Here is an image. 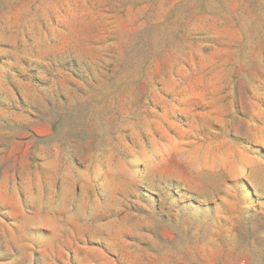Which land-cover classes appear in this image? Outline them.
<instances>
[{
	"label": "rangeland",
	"instance_id": "rangeland-1",
	"mask_svg": "<svg viewBox=\"0 0 264 264\" xmlns=\"http://www.w3.org/2000/svg\"><path fill=\"white\" fill-rule=\"evenodd\" d=\"M0 264H264V0H0Z\"/></svg>",
	"mask_w": 264,
	"mask_h": 264
}]
</instances>
